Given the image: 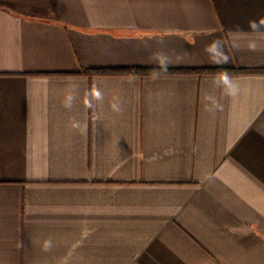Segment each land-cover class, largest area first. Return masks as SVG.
Segmentation results:
<instances>
[{
  "label": "crops",
  "instance_id": "0c3cea01",
  "mask_svg": "<svg viewBox=\"0 0 264 264\" xmlns=\"http://www.w3.org/2000/svg\"><path fill=\"white\" fill-rule=\"evenodd\" d=\"M209 69L264 0H0V264H264V73Z\"/></svg>",
  "mask_w": 264,
  "mask_h": 264
},
{
  "label": "trees",
  "instance_id": "16d2710c",
  "mask_svg": "<svg viewBox=\"0 0 264 264\" xmlns=\"http://www.w3.org/2000/svg\"><path fill=\"white\" fill-rule=\"evenodd\" d=\"M160 71H151V70H113V71H81L79 72L80 75H149L151 73H156ZM183 72H197V73H222V74H236V73H264V69L259 70H244V69H234V70H225V69H209V70H190V71H183Z\"/></svg>",
  "mask_w": 264,
  "mask_h": 264
},
{
  "label": "clouds",
  "instance_id": "9594fccd",
  "mask_svg": "<svg viewBox=\"0 0 264 264\" xmlns=\"http://www.w3.org/2000/svg\"><path fill=\"white\" fill-rule=\"evenodd\" d=\"M220 47L221 46H220L219 41L213 42V44L210 45V49H219ZM153 59L156 60V61H158L160 63L161 69L163 71H166V68H167V66H168V64L170 62V61L167 60L166 57H164L163 55L157 54V55H154ZM219 62H227V57H224L223 60L222 61H219ZM221 79H222L223 85L228 86V88H229V94L235 95V93H236V87L232 83V81H231L230 77L228 76V74L225 73ZM217 83L219 84V83H221V81H217ZM95 98L97 100L101 99L102 98L101 93L97 91L95 93ZM71 100H72V97L69 96L67 102L65 103V107L66 108H71L72 107ZM113 108L116 111H119L118 105H113ZM51 246H52V242L50 240L46 241L44 243V250L45 251L50 250Z\"/></svg>",
  "mask_w": 264,
  "mask_h": 264
}]
</instances>
